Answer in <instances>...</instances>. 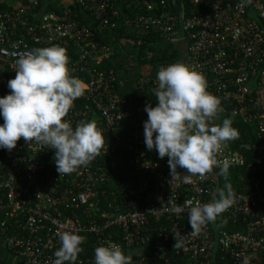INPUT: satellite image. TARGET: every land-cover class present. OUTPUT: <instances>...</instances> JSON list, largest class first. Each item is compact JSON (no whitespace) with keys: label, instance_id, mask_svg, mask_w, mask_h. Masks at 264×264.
Masks as SVG:
<instances>
[{"label":"built area","instance_id":"2783aa9c","mask_svg":"<svg viewBox=\"0 0 264 264\" xmlns=\"http://www.w3.org/2000/svg\"><path fill=\"white\" fill-rule=\"evenodd\" d=\"M18 1L0 12V97L9 93L7 81L15 76V59L31 51L30 43L38 48L63 47L71 75L86 85L64 119L73 128L82 120L94 121L104 146L87 166L62 176L55 169L54 150L47 146L20 138L10 152L0 149V242L21 260L0 259V264H51L60 246L59 231L91 235L99 246L114 242L125 255L131 254L147 245L152 223H157L160 264H169L166 252L176 243V229L185 236L176 248L186 264H215L216 253L223 264L226 260L242 264L245 256L250 264H264V0H145L142 12L121 18L124 29L182 49L181 62L201 73L207 91L220 98L212 124L230 118L254 126L258 143L234 148L227 142L215 153L218 166L207 179L193 176L188 183L171 180L167 161L148 156L152 151L145 148L144 120H137L130 102L118 91L121 83L115 74L90 67L117 52L113 45L98 41V34L103 27L114 29L118 0H62L58 13L45 10L39 0ZM77 6L96 22L94 27L78 19ZM141 37L135 39L136 46ZM70 46L74 54L67 51ZM81 71L86 80L78 77ZM143 81L158 84L156 78ZM118 148L137 170L148 173L122 193L110 189L106 163ZM244 151L259 154L255 164L247 163L244 191H232L231 206L193 236L185 204L210 202L219 187V166L246 165ZM184 171L177 168L181 177ZM177 206L184 211H172ZM239 220L244 224L240 230L224 227ZM142 261L143 257L132 264ZM88 263L78 254L76 264Z\"/></svg>","mask_w":264,"mask_h":264},{"label":"clouds","instance_id":"9594fccd","mask_svg":"<svg viewBox=\"0 0 264 264\" xmlns=\"http://www.w3.org/2000/svg\"><path fill=\"white\" fill-rule=\"evenodd\" d=\"M66 50L58 45L34 48L15 59V76L7 81L8 94L0 97V149L11 151L20 138L26 142L54 150L53 162L59 176L69 175L87 166L104 146V138L94 121H80L73 128L65 120L73 102L84 95L86 85L71 75ZM158 84L152 89L156 104L145 105L147 119L142 122L143 139L148 151L155 149L158 158L167 157L172 179L191 177L207 179L218 166L215 153L222 145L238 138L230 118L212 124L220 98L207 91L204 76L182 62L158 68ZM185 170L183 177L177 168ZM229 165L219 166L218 175L227 176ZM229 185L217 189L208 203L195 206L187 202V221L191 234H200L232 204ZM172 211L181 213L184 207ZM60 246L54 251L51 264H76L83 250L84 237L74 231H59ZM175 247L185 236L173 233ZM93 264H132V257L121 247L108 242L94 248ZM242 264H250L245 256Z\"/></svg>","mask_w":264,"mask_h":264},{"label":"trees","instance_id":"16d2710c","mask_svg":"<svg viewBox=\"0 0 264 264\" xmlns=\"http://www.w3.org/2000/svg\"><path fill=\"white\" fill-rule=\"evenodd\" d=\"M13 1L18 0H0V12L9 10L13 6ZM39 1L40 5H44V9L47 11L58 13L60 12V9H62V0ZM144 2L145 0H118L116 6L118 15L112 16V21L115 23L113 27L114 29L103 27L100 34H98V41L107 45L119 43L123 47V50L102 60L98 64H94L93 62L90 64L91 68L94 67L98 70L104 69L106 73L112 71L115 74L117 81L121 83L118 87V91L128 99L139 122L147 119V114L144 111L145 105L154 107L156 104L155 96L152 94V89L155 85L151 81H143L144 78H156L158 68L165 66L166 62H169V64L178 62V60L181 62V52L173 44L167 43L161 38H149L140 31L127 30L122 27L121 18L142 12L143 9H145ZM75 10L78 13V19L82 23L89 24L91 27L96 25V22L93 19L91 20V17L85 13L81 7L77 6ZM138 36L145 37H141L143 40L142 43L139 46H136L134 41ZM30 45L31 50L38 48L34 44L30 43ZM67 51H69L70 54H74V49L71 46ZM79 76H82L83 80H86L88 77L86 76V73L82 71L79 72L78 77ZM131 118L133 117L131 116ZM131 118H128L127 120L131 121ZM128 121L126 124H128ZM218 124L219 123H216L215 125ZM231 126L239 133L237 139L229 141L232 147L237 148L241 143L259 142L253 124L232 121ZM243 154L248 157L249 161L247 160L246 165L242 167H229L226 177L224 175H218V189H224L227 184L230 186L231 191H244L248 164L250 162L255 164L259 154L252 151H244ZM148 156L156 157L157 153L155 149H153ZM157 159L164 160L162 163L167 161V157L160 159L157 156ZM106 160V163L110 168V189H116L118 193H122L126 188H133L138 179L143 176H148V173L137 170L129 162L126 153L121 148H118L115 153ZM168 171L170 172L169 167L167 173H169ZM117 182L119 185H115ZM116 198L114 200L111 199L114 205L116 204ZM240 221L241 220L234 224L227 222L224 227L230 231L236 229L240 230L244 226L243 222ZM152 224L153 226L151 227L150 232L146 233L150 237L147 245H145L143 249L139 248L131 254H127L132 257V261H138L143 257L142 264H160L162 262L160 256L156 254V245L159 242V238L157 237V223ZM97 246L99 245L96 243L93 236H84V242L81 244L83 250L79 254L83 258L89 259L88 264H93V250ZM166 258L168 259L169 264H186V258L181 256L177 252V248L173 245H168ZM225 262V264H231L229 260H226ZM215 264H223L218 253H216Z\"/></svg>","mask_w":264,"mask_h":264},{"label":"crops","instance_id":"0c3cea01","mask_svg":"<svg viewBox=\"0 0 264 264\" xmlns=\"http://www.w3.org/2000/svg\"><path fill=\"white\" fill-rule=\"evenodd\" d=\"M117 52H121L123 50V47L117 43L113 45ZM0 259L5 260V261H12V262H20L21 260L19 258L14 257L11 255V253L4 247V245L0 242Z\"/></svg>","mask_w":264,"mask_h":264},{"label":"rangeland","instance_id":"374dc122","mask_svg":"<svg viewBox=\"0 0 264 264\" xmlns=\"http://www.w3.org/2000/svg\"><path fill=\"white\" fill-rule=\"evenodd\" d=\"M12 3H13V6H17L18 3H19V1H13ZM179 50H180V52H181V57H182V54H183V53H182V49H179ZM178 61L180 62V60H178ZM168 64H169V62H168V63L166 62L165 66L168 65Z\"/></svg>","mask_w":264,"mask_h":264}]
</instances>
